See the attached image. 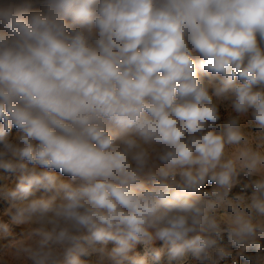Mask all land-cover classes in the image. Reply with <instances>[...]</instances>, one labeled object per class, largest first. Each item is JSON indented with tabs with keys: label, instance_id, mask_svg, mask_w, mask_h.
I'll return each mask as SVG.
<instances>
[{
	"label": "clouds",
	"instance_id": "9594fccd",
	"mask_svg": "<svg viewBox=\"0 0 264 264\" xmlns=\"http://www.w3.org/2000/svg\"><path fill=\"white\" fill-rule=\"evenodd\" d=\"M264 264V0H0V264Z\"/></svg>",
	"mask_w": 264,
	"mask_h": 264
},
{
	"label": "rangeland",
	"instance_id": "374dc122",
	"mask_svg": "<svg viewBox=\"0 0 264 264\" xmlns=\"http://www.w3.org/2000/svg\"><path fill=\"white\" fill-rule=\"evenodd\" d=\"M241 264H246V262H244V261H241Z\"/></svg>",
	"mask_w": 264,
	"mask_h": 264
}]
</instances>
